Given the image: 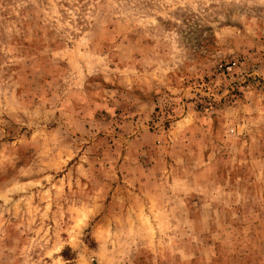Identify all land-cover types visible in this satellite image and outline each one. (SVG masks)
<instances>
[{
	"label": "rangeland",
	"instance_id": "1",
	"mask_svg": "<svg viewBox=\"0 0 264 264\" xmlns=\"http://www.w3.org/2000/svg\"><path fill=\"white\" fill-rule=\"evenodd\" d=\"M0 264H264V0H0Z\"/></svg>",
	"mask_w": 264,
	"mask_h": 264
}]
</instances>
